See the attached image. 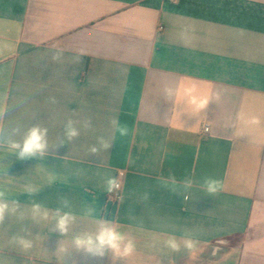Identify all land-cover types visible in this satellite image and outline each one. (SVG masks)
Wrapping results in <instances>:
<instances>
[{
    "label": "crops",
    "instance_id": "0c3cea01",
    "mask_svg": "<svg viewBox=\"0 0 264 264\" xmlns=\"http://www.w3.org/2000/svg\"><path fill=\"white\" fill-rule=\"evenodd\" d=\"M186 24L196 27L187 43ZM181 80L221 90L205 113L182 117L186 128L199 122L193 132L169 123L163 89ZM0 111L3 141L37 124L49 140L43 158L0 153V187L24 214L0 225V264H112L111 254L74 248L101 220L135 240V253L115 264H264V0H0ZM238 114L241 136L229 120ZM251 115L261 124L250 126ZM115 117L133 134L91 152L112 139ZM69 118L80 129L72 141L63 135ZM119 171L123 194L113 202L105 182ZM170 174L196 181L187 199L160 183ZM204 177L220 179L223 191L204 194ZM33 203L76 221L62 235L54 220L32 218ZM186 232L199 239L195 252L164 246ZM13 235L32 248L9 244Z\"/></svg>",
    "mask_w": 264,
    "mask_h": 264
},
{
    "label": "clouds",
    "instance_id": "9594fccd",
    "mask_svg": "<svg viewBox=\"0 0 264 264\" xmlns=\"http://www.w3.org/2000/svg\"><path fill=\"white\" fill-rule=\"evenodd\" d=\"M196 27L194 24H186L182 26L180 37L187 43L188 40L194 36ZM63 55L62 49H57L53 55L54 60H59ZM165 97L172 104V115L169 123L174 128H179L189 132L196 131L199 127V122L196 127H185L186 120L182 119L185 115L188 119L199 117L200 114L205 113L213 99L219 100L221 97V90H213L211 86L202 88L201 84L195 80H181L175 87L165 85ZM52 103L55 99L52 98ZM3 117V112L0 111V119ZM244 117L238 114L236 117H229L233 121L235 127V135L241 136L244 129L240 127V121ZM76 121L69 118L64 125L63 135L68 141H72L80 135V129L76 126ZM250 126H258L261 124V118L258 115H251L247 119ZM113 129L112 139L104 140L99 138V149L92 146L90 151L96 153L99 150L108 151L113 146V141L117 138H127L133 134V128L128 122H123L119 117H115L111 121ZM18 129H14L13 133ZM64 140H61L57 147H62ZM49 147L48 129L40 125H33L23 135L20 140H8L7 142L0 139V153L7 152V156H15L20 161H28L33 158H43ZM7 156H0V159ZM2 164V163H0ZM7 166L6 164H2ZM56 180L55 175L47 177V183L53 184ZM160 183L169 188L172 192L182 191L187 199L193 189L194 181L192 178H184L179 184L175 175L170 174L167 179L160 178ZM201 191L207 196H215L223 191L224 185L220 179L214 177H204L199 183ZM120 188V181L116 177L109 176L105 182V190L112 193L114 190ZM37 189H29V192H34ZM63 207L68 208L67 200L63 201ZM92 210L89 209V215ZM9 216H17L18 219L23 220L24 214L20 211V206L16 200L11 203L7 199V189L0 187V225H3L6 218ZM31 216L34 220H54L55 229L60 234H66L70 227L75 223L76 216L71 211H62L61 208L55 209L50 214L49 210L44 208L39 203H33L31 208ZM9 244H15L22 250H29L32 248V241L22 235H13L8 241ZM199 239L192 233L186 232L180 238L176 235L170 234L164 240V246L171 252H180L181 247L189 252H195L199 246ZM74 248L77 252L85 256H90L99 260L111 254L112 264L118 259H127L131 257L136 251L135 240L129 237L119 225L111 221L101 220L95 230L85 231L76 235L73 238ZM11 264V261L8 262Z\"/></svg>",
    "mask_w": 264,
    "mask_h": 264
},
{
    "label": "built area",
    "instance_id": "2783aa9c",
    "mask_svg": "<svg viewBox=\"0 0 264 264\" xmlns=\"http://www.w3.org/2000/svg\"><path fill=\"white\" fill-rule=\"evenodd\" d=\"M205 131L206 132L209 131V127L208 126H206ZM124 177H125V172L124 171H119L117 173L116 178H118L119 181H120V188L117 189V190H114L112 193H110V198H111V200L113 202H119L120 199L122 198Z\"/></svg>",
    "mask_w": 264,
    "mask_h": 264
}]
</instances>
